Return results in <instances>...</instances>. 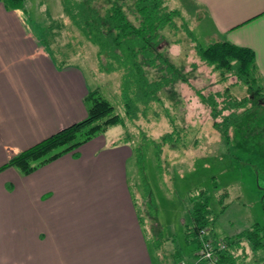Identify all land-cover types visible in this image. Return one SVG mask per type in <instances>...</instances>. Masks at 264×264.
<instances>
[{"label":"rangeland","instance_id":"1","mask_svg":"<svg viewBox=\"0 0 264 264\" xmlns=\"http://www.w3.org/2000/svg\"><path fill=\"white\" fill-rule=\"evenodd\" d=\"M160 1L172 19L152 40L154 33L144 31L151 42L140 37L130 42L136 55H128L127 62L117 52L104 51L99 58V45L84 36L97 29L73 25L63 11V0H24L20 9L55 66H78L90 92L97 90L120 116L118 135L107 139L130 148L129 190L139 205L154 264H160L154 249L160 242L169 241L179 250V260L195 251L184 236L192 192L209 191L217 211V194L227 191L226 212L217 221L227 226L228 236L255 222L264 226V97L254 96L242 84L218 83V73L198 59L196 48L218 41L199 5L190 0ZM102 4L103 0L88 1L90 6ZM130 20L134 21L132 16ZM128 45L124 41L120 51L126 52ZM175 67L181 71L172 73ZM226 85L232 98L248 97L244 110L231 116L234 123L227 142L197 95L222 93ZM216 185L219 190L213 188ZM150 225L156 237L148 230Z\"/></svg>","mask_w":264,"mask_h":264},{"label":"crops","instance_id":"2","mask_svg":"<svg viewBox=\"0 0 264 264\" xmlns=\"http://www.w3.org/2000/svg\"><path fill=\"white\" fill-rule=\"evenodd\" d=\"M190 1L207 13L218 41L253 51L264 80V0ZM20 9L0 0V169L9 157L83 121L90 92L78 66H55ZM115 128L28 174L0 170V264H154L129 190L130 148L107 139L118 135ZM215 223V243L233 236ZM168 244L156 249L160 264L174 261ZM191 254L180 264H206Z\"/></svg>","mask_w":264,"mask_h":264},{"label":"trees","instance_id":"3","mask_svg":"<svg viewBox=\"0 0 264 264\" xmlns=\"http://www.w3.org/2000/svg\"><path fill=\"white\" fill-rule=\"evenodd\" d=\"M88 1L90 0H63V11L67 15L69 14L72 24H75L76 27L82 24L85 28L97 29L96 32H85L84 36L85 41L96 42L99 45V58L106 55L104 51L112 55H116L117 52L120 56L124 54L125 62H127L128 55H136L130 50V42L139 40V37L141 40L151 42L152 35L156 36L162 24L172 19L170 13L163 10L164 5L160 0H103L105 5L101 6H90ZM10 2L12 8L20 9L24 0H10ZM124 10H126V14ZM130 16L134 21L130 20ZM145 30L149 31L148 34L154 33L149 37L151 40L147 37L144 38ZM124 41L129 44L126 52L120 51ZM196 54L198 59L218 73V83L229 84V86L242 84L248 87L254 96L264 97V80L256 67V58L251 49L221 40L210 43L206 48H196ZM112 55L111 58H114ZM178 71H181V68H172V73ZM146 74L148 73L145 71V78ZM172 76L175 78L176 74ZM227 87L228 85L224 87L222 93L215 92L208 96L201 92L197 93L202 103L209 109L210 118L214 119L213 126L222 132L221 135L226 142L230 139L229 127L234 123V118L231 116L236 117L238 111L244 110L243 108L248 102V97L232 98ZM85 100L88 105L83 121L72 123L37 144L13 155L0 170L12 167L23 174H28L39 164L48 162L66 151H71L85 141L122 123L120 116L114 113L109 101L99 95L97 90L89 92ZM218 119L221 121L219 122ZM213 188L219 190L217 185ZM227 198L226 190L217 194L216 200L219 209L216 212L212 209L209 191L199 190L188 196L190 216L185 225L184 236L188 245H194L193 253L196 258L197 251L201 248V232L205 233L204 240H211L215 243L217 238L213 235L215 222L218 216L226 212L227 206H224V202ZM152 232L156 237L154 226ZM222 242L225 243L226 248L216 254L217 264H264V226L259 223H252L241 233L230 236ZM160 245L161 242L155 244V249H158ZM163 245L164 243L161 246ZM178 254L179 250L174 249L171 255L174 261L171 264L181 263L182 260H178Z\"/></svg>","mask_w":264,"mask_h":264},{"label":"built area","instance_id":"4","mask_svg":"<svg viewBox=\"0 0 264 264\" xmlns=\"http://www.w3.org/2000/svg\"><path fill=\"white\" fill-rule=\"evenodd\" d=\"M204 232L200 234L201 248L197 251V262H206L208 264H217L216 254L223 251L226 246L222 241L213 243L211 240H204Z\"/></svg>","mask_w":264,"mask_h":264}]
</instances>
